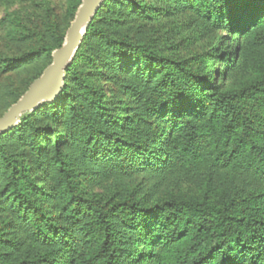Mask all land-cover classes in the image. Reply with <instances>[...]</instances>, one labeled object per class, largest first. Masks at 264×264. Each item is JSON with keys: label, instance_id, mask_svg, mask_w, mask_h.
Returning a JSON list of instances; mask_svg holds the SVG:
<instances>
[{"label": "trees", "instance_id": "trees-1", "mask_svg": "<svg viewBox=\"0 0 264 264\" xmlns=\"http://www.w3.org/2000/svg\"><path fill=\"white\" fill-rule=\"evenodd\" d=\"M80 2L72 7V18ZM186 2L217 30L242 35L240 61L253 77L222 88L202 70L203 58L177 60L110 36L95 22L112 8L111 0H103L56 98L24 113L0 136V244L15 246L26 238L33 260L57 264H138L146 257L153 264H264V0ZM47 29L53 46L0 57V70L46 61L0 116L61 46L65 30L58 32L53 24ZM94 35L115 53L113 80L128 97L125 106L77 70L84 42ZM127 70L133 83L122 77ZM42 118L47 123L40 127ZM57 122L61 137L51 126ZM11 135L29 154L21 151L16 158L4 149L3 140ZM73 162L120 179L177 174L203 185V195L169 196L153 205L127 197L87 199L78 194ZM50 171L59 185L56 198L45 191ZM41 178L43 187L37 183ZM53 199L59 203L54 213L45 210ZM141 240L144 255L138 250ZM2 254L0 264H14Z\"/></svg>", "mask_w": 264, "mask_h": 264}, {"label": "rangeland", "instance_id": "rangeland-1", "mask_svg": "<svg viewBox=\"0 0 264 264\" xmlns=\"http://www.w3.org/2000/svg\"><path fill=\"white\" fill-rule=\"evenodd\" d=\"M124 1L111 0V10L103 11L95 18L96 24L104 27L110 36L145 45L177 60L203 58L206 67L202 70L207 68L209 78L222 88L235 87L253 77V72L240 61L242 35L225 29L217 30L207 18L195 12L186 0H132L135 5L132 2L124 4ZM75 2L76 0H0V57H16L31 48L53 46L55 39L47 27L53 24L58 32L65 30L66 33L74 18L71 17V12ZM213 49H217V52ZM81 51L83 58L77 66L78 72L84 73L87 80L100 87L111 101L122 99L120 103L125 106L124 101L128 103V97L125 98L122 96L123 92L116 90L118 85L113 80L118 69L114 63L115 53L110 45L101 36L94 35L85 40ZM217 53L219 56H212ZM45 64V59L41 58L15 69L0 70V112L23 92ZM122 77L134 82L130 70L125 71ZM73 94L76 92L73 91ZM60 105L64 106L65 101ZM65 112L66 110L63 111ZM38 123L43 127L47 122L42 118ZM59 125V122L51 124L56 135L61 137L63 128ZM48 137L52 139L53 133H49ZM3 143L4 149L16 158L21 151L29 154L27 147L22 148L23 144H20L16 135L5 137ZM72 166L79 171L78 194L87 199L106 202L127 197L153 205L169 196L186 198L203 195V185L194 184L177 174L164 177L140 174L120 179L105 172H92L78 162H73ZM36 175L40 177L39 174ZM48 177V190L45 191L56 198L59 185L55 172L50 171ZM41 180L42 178L37 180V183L43 187ZM58 205V200L53 199L46 202L45 210H52L54 213L53 208ZM138 250L141 255L146 253L143 240L139 242ZM0 252L3 253L2 259L5 262L14 264H29L34 256L26 238L15 246L0 244ZM33 264L57 262L33 260ZM138 264H153V261L146 257V260L140 259Z\"/></svg>", "mask_w": 264, "mask_h": 264}, {"label": "water", "instance_id": "water-1", "mask_svg": "<svg viewBox=\"0 0 264 264\" xmlns=\"http://www.w3.org/2000/svg\"><path fill=\"white\" fill-rule=\"evenodd\" d=\"M102 2L103 0H81L61 46L51 54V62L24 94L0 116V136L18 124L24 113L56 98L63 88L65 68L72 61L88 24Z\"/></svg>", "mask_w": 264, "mask_h": 264}]
</instances>
